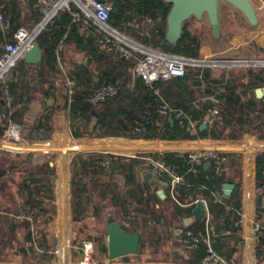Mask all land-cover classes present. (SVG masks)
<instances>
[{"label":"trees","instance_id":"trees-1","mask_svg":"<svg viewBox=\"0 0 264 264\" xmlns=\"http://www.w3.org/2000/svg\"><path fill=\"white\" fill-rule=\"evenodd\" d=\"M103 1L111 6L107 21L110 28L141 45L160 50L166 37V17L171 8L169 3L163 0ZM145 19H149L150 24ZM133 21L139 24L138 31L127 25ZM191 21L199 25L203 20L197 21L191 17L183 23L180 38L173 45L170 54L197 60L201 55L202 40L190 30ZM13 34L8 37L9 41ZM97 37L95 27L75 25L70 14L63 11L35 39L42 57L34 66L32 81L40 86L47 84L48 90L59 86L61 91L67 90L66 81L73 83L70 102L66 94L61 104V110L69 114L72 138H116L78 142L75 143L78 149L86 150L93 146L96 150H106L113 148L109 143L115 142L118 153L129 154L152 151L155 143L120 138L146 141H221L236 140L243 133H253L258 117L256 115L258 112L263 113L264 108L262 101L256 99L253 92L254 88L264 85V68L241 70L236 74L233 84L217 89L214 94L217 104L204 101L197 106L200 101V95L197 94L198 68L188 66L183 77L157 81L149 89L133 75L136 60H121L111 54L99 53L95 48ZM212 40L219 46L225 42L222 35L218 38L213 36ZM69 45H73L78 54H83V61L63 70L59 62L61 50ZM29 68L32 66L22 58L11 69L8 79L0 81V108L5 118L15 123L21 119L27 103V98L22 97V94H15V88L22 86L21 77L30 74ZM116 80L121 81L117 96L98 106L85 101L84 96L96 89L101 82ZM206 94L211 95L208 92ZM161 102L182 110L185 115L180 118L175 115H171V118L160 115L156 109ZM148 103L151 104L149 115H142ZM209 109L214 110L215 117L200 130L205 116L210 115ZM51 113L39 118L38 125L32 127V133H40L44 139L49 137L51 128L47 125ZM170 119L173 120L172 124ZM136 122H144V126L137 130ZM258 139L264 140V135H259ZM216 146L225 149V143H216ZM76 147L72 148L76 150ZM31 156L16 155L10 158L8 153L0 151V263L43 264L54 259L51 236L56 205L51 179L55 177V170L49 165L50 157L46 158L50 160L45 159L42 164H36L32 162ZM228 156L229 162L222 167L220 174H216L212 164L205 168L206 162L190 167L186 164L187 154L182 152H151L134 158L98 151L77 153L72 158L70 177L74 235L72 246L79 249L81 241L89 239L96 243L97 251L104 256L107 251L103 242L104 226L106 220L112 218L127 233L139 235L140 255L150 247L154 249L155 259L159 261L202 264L208 253L205 243L201 241L195 248L188 249L183 239L186 230L192 231L195 237L204 238L205 219L194 221L187 228L182 220L184 216L187 218L191 215L194 202L203 199L208 206V230L212 249L230 264L231 257L237 252L236 248L231 247L222 251L227 239L222 231L230 227L233 232L230 238L233 237L239 244L241 238L237 234L236 225L241 210V182L240 155L229 153ZM146 158L161 163L165 169H171L182 176V183L173 191L175 200L169 194L170 175L162 169H159L158 176L164 183L162 188L166 190L164 199H161L155 188L150 190L147 185L138 182L136 169L147 162ZM228 171H232L236 178H227ZM116 174L122 177V182L114 178ZM227 182L234 184L233 194L218 201L216 194ZM255 187L256 219L264 222L261 214L264 210V150L255 156ZM94 199L96 203H93ZM172 222L176 224L180 242L174 241L171 233L163 231ZM169 245L180 248L184 254L177 251L170 253L167 248ZM262 248L264 237L257 242L258 258L261 257ZM159 254H165L166 257H160Z\"/></svg>","mask_w":264,"mask_h":264},{"label":"crops","instance_id":"crops-1","mask_svg":"<svg viewBox=\"0 0 264 264\" xmlns=\"http://www.w3.org/2000/svg\"><path fill=\"white\" fill-rule=\"evenodd\" d=\"M252 5L256 11L257 17V25L252 27L246 18L234 9L229 4L224 3L223 9L219 8L218 18H219V27H220V35L225 36L227 41L225 42L226 46L216 49L212 55H209L212 60H206L203 68L198 69V85H197V94L200 95V101L197 103V106L201 105L204 101H210L214 104L218 103L215 95L217 89L221 86H225L227 84H233L236 80V74L238 70L231 68L233 63L227 64V59H231V56H236L235 61L240 63L245 60L250 61H264V0H250ZM0 5L2 7V12L4 14V20L0 22V54L3 50L5 43L9 41L8 37L15 32L17 28H32L40 18L38 10L36 8L35 0H0ZM38 19V21H37ZM204 19V18H203ZM202 19V20H203ZM237 23L239 26H236ZM244 24V26H241ZM94 27V26H91ZM247 27L248 30L241 36L237 37V29ZM237 28V29H236ZM244 29V28H243ZM246 29V28H245ZM87 32L85 35L87 36ZM128 38V37H127ZM129 40H133L128 38ZM203 57L208 56L206 53L202 52ZM201 56V55H200ZM208 56V57H209ZM24 59V57H23ZM223 59V60H222ZM240 60V61H239ZM242 60V61H241ZM83 61V54H78L74 49L73 45H69L64 47L61 50V58L59 59L60 65L62 69L66 70L72 67L76 62ZM236 63V64H237ZM27 64V63H26ZM32 66L29 68V75L22 76L21 85L18 89L15 88L16 95L22 94V97L27 98L26 110L22 113L21 119L18 123L12 122L9 119L5 118L3 110L0 108V151L8 153L10 158H13L16 155L25 156L27 154H31L32 162L36 164H42L46 158L49 156L41 153V145L44 142L53 143V147L62 148V153L59 155L57 153L54 156V159L51 160L49 165L55 170V177H52L51 182L54 187V196H55V205H56V214L52 221V248L54 259L50 263L43 264H80L81 262V252L78 247H73L71 240L73 235V222H72V212H71V204H70V177H71V164L72 158L77 153H80V149L74 150L72 147L75 146V143L84 142L87 143L91 141L90 139H74L70 135L69 130V114L65 111L61 110V104L63 103V99L67 94V90H60L59 86H55L54 90H48V85L44 84L40 86L38 83L32 81V75L35 73V67L37 64H28ZM238 67V66H235ZM247 69L254 68L260 69L264 68L262 66L249 67L245 66ZM240 68V67H239ZM206 72L208 74H206ZM36 84V85H35ZM264 88V85L261 87L254 88V96L256 99L261 100V104L264 105V94L258 97L256 95V89ZM206 92L211 95H207ZM213 93V95H212ZM202 96V97H201ZM69 98V97H68ZM70 102V98L68 99ZM259 107V106H258ZM259 110V109H258ZM52 112V113H51ZM46 113L50 114V121H48V127L51 128V132L49 133V137L44 139L37 133L38 135L32 133L33 126L38 125L39 118ZM256 121L254 123L255 129L253 133H243L238 139L230 140V141H217L211 139H203V140H183V141H146L143 139H135L127 141H144L153 144V148L156 152H184L187 151L190 146L189 144H224L225 149L231 151H237L240 155V182H241V210L240 216L244 218V223L240 228H238L237 234L244 240V245L242 246L239 242L237 243L236 239L231 236V228L227 227L226 230L222 231V235L226 239V242L223 243L225 246L222 251H225L226 248H236V254L231 257L230 264H264V248L260 250L261 257H257V243L253 239V232L251 230L253 220L256 219V187H255V156L258 152L264 150V140L258 139L259 135H264V108L263 113L258 112L256 115ZM210 118V115H206L204 118L203 124L206 125L207 120ZM10 124L19 126V137L18 139L12 141L8 140L4 137V134ZM31 138V139H29ZM110 140L116 138H95L94 140ZM124 139L125 138H120ZM247 140L251 144L250 153L238 151L241 148V144ZM185 142V143H184ZM160 143V144H159ZM246 143V142H245ZM109 146L113 148H109L106 150H96L93 146H90L89 149L86 148L85 151H100V152H108L110 154H117L116 144L115 142L109 143ZM155 145V147H154ZM86 146V145H84ZM159 147H162L160 149ZM259 147V148H258ZM157 148V149H155ZM159 148V149H158ZM210 148V147H208ZM192 150V149H189ZM195 150V149H193ZM56 151V149H55ZM77 151V152H76ZM68 152H71L68 154ZM116 152V153H115ZM149 152V151H148ZM151 153V152H150ZM237 154V153H236ZM129 158H134L133 155H121ZM69 157V158H68ZM144 165H140L136 169V176L138 182L140 184L147 185L150 190L155 188L159 193L161 199L165 198L166 190L163 187V182L159 180V169H156L148 160ZM52 164V165H51ZM149 164L151 166H149ZM209 163H205V168H209ZM156 170L155 173L153 171ZM151 172L152 176L148 179L145 178V174ZM227 178L235 179L236 175L232 174V171H228L226 174ZM118 182H122V177L118 174L114 177ZM238 181V179H237ZM228 183V182H227ZM234 185V184H233ZM234 188L231 192L233 194ZM169 193V191H168ZM170 194V193H169ZM66 198L64 200L63 198ZM230 195V196H231ZM220 196V198H219ZM229 196V197H230ZM223 196V188L221 186L220 192L216 194V199L218 201H223L225 198H229ZM202 200L208 210L207 202ZM65 201V202H64ZM264 201V197H263ZM61 202H64V206H61ZM93 203H96L95 199ZM90 203V205H93ZM91 207V206H90ZM230 207V206H229ZM262 216H264V210L261 212ZM106 218L108 217V212H106ZM191 216V215H190ZM189 216V217H190ZM183 218H186L185 216ZM188 218V217H187ZM204 219V218H203ZM258 220V219H256ZM183 222V220H182ZM194 223L191 222L190 225ZM106 224V223H105ZM189 225V226H190ZM176 224L172 222L171 225H168L167 229L164 228L163 231H167L174 236V241L180 242L179 236L176 234ZM185 227V226H184ZM237 227V225H236ZM186 228V227H185ZM235 228V225H234ZM187 231V230H186ZM185 231V232H186ZM95 240V239H94ZM240 240V241H241ZM103 242L106 244V233L104 226V234H103ZM170 244V243H169ZM236 246V247H235ZM170 247V248H169ZM167 247L169 252H178L179 254L182 252L180 248H172L171 245ZM107 250V247H106ZM100 257L99 261L102 262H111L112 260L108 259V253L106 251L105 255L102 256L99 251L97 252ZM96 253L93 255L95 258ZM92 256V257H93ZM171 256V255H170ZM93 257V258H94ZM134 257V256H133ZM155 257V255H154ZM161 257H166V255H162ZM205 258V257H204ZM169 259V258H168ZM119 260L117 264H174L170 260L162 261L160 259L157 260L153 258V260H146L143 255H135V259L129 258V262ZM0 264H18L17 262H2ZM38 264V263H33Z\"/></svg>","mask_w":264,"mask_h":264},{"label":"built area","instance_id":"built-area-1","mask_svg":"<svg viewBox=\"0 0 264 264\" xmlns=\"http://www.w3.org/2000/svg\"><path fill=\"white\" fill-rule=\"evenodd\" d=\"M36 8L40 15L39 21L32 28L20 27L12 35L11 40L5 43L3 50L0 54V81L5 82L8 79L11 69L14 68L16 63L22 59L25 54L35 44V39L38 34L49 25L52 20L60 13L67 12L72 17V23L83 28L94 26L97 31V40L95 48L99 53L111 54L114 57L121 60L135 59V65L133 69V75L139 78L144 85L151 89L152 85L157 81H168L172 78L183 77L188 66L196 67L198 69L203 68L207 63L199 60L186 59L184 57L175 56L172 54L163 53L161 50H155L150 46L141 45L134 40H129L125 35L120 34L116 30L110 28L107 24L111 6L100 0H35ZM4 20V14L0 5V22ZM147 24H150L149 19H145ZM134 28L136 31L139 29L137 21H133L127 24ZM146 36L147 33H145ZM204 61V60H202ZM206 61V60H205ZM244 66L264 67V61H242ZM73 83L66 81L67 94L71 97V87ZM121 89V81L116 80L114 82H101L98 87L91 92H88L84 99L87 103L98 106L106 100L117 96ZM151 110V104L148 103L145 106V110L142 113L145 116L149 115ZM156 111L165 117L171 118V115H175L177 118L183 117L185 114L180 109H174L170 107L166 102H161ZM208 113L210 118L208 123L213 121L215 112L213 109H209ZM144 126V122H136V129H140ZM191 127V126H190ZM19 126L10 124L6 130L4 137L8 140H16L19 135ZM227 141V140H223ZM230 141V140H228ZM244 143L241 144V148L238 151L250 153L251 144L244 139ZM259 148V147H258ZM41 153L49 155L54 147L51 142H44L41 147ZM108 153V152H105ZM182 153L187 154L186 164L190 167L200 166L203 163L212 164V168L216 174H220L222 167L229 162V153H237V151H231L224 148H206L187 150ZM133 156H135L133 154ZM136 157V156H135ZM150 161L156 169H162L170 175V195L173 196V191L177 185L182 183V176L177 175L171 169H165L163 164ZM264 190V187H263ZM197 201V200H196ZM195 201V202H196ZM194 202V204H195ZM205 236L204 238L195 237L192 231L187 230L184 235L183 243L188 249L195 248L201 241H203L207 247V255L203 259L202 264H227L222 257H220L213 249L210 241V234L208 230V210L206 207L205 215ZM244 223V218L239 217L237 227L240 228ZM251 230L253 232V239L257 243L260 238L264 237V222L261 220H253ZM240 244L244 245V240L240 241ZM81 252L80 264H100L94 261L92 256L94 253V242L92 240H83L79 245Z\"/></svg>","mask_w":264,"mask_h":264},{"label":"water","instance_id":"water-1","mask_svg":"<svg viewBox=\"0 0 264 264\" xmlns=\"http://www.w3.org/2000/svg\"><path fill=\"white\" fill-rule=\"evenodd\" d=\"M104 2L103 0H100ZM171 5L170 11L166 17V33L165 41L160 45L163 53L169 54L173 45L180 38L182 25L189 18L194 17L197 21L206 18L215 38L220 35L219 29V8L220 3H226L240 12L254 27L257 25V17L254 6L250 0H163ZM42 53L37 44L25 54L24 61L27 64H38L41 61ZM242 65V64H241ZM264 94V88L256 89L258 97ZM170 123L173 120L170 119ZM206 127L205 124L200 126V130ZM52 165V164H51ZM156 170L153 171L155 173ZM152 176L149 172L145 174L148 179ZM53 181V179H52ZM223 196L229 197L234 188L233 184L224 183L222 185ZM220 198V196H219ZM206 205L202 200H197L191 211V216L183 219V224L187 228L191 222L199 221L205 218ZM106 247L109 260L121 259L129 262L131 256L138 255L140 237L137 233H127L124 231L117 221L108 218L105 224Z\"/></svg>","mask_w":264,"mask_h":264},{"label":"rangeland","instance_id":"rangeland-1","mask_svg":"<svg viewBox=\"0 0 264 264\" xmlns=\"http://www.w3.org/2000/svg\"><path fill=\"white\" fill-rule=\"evenodd\" d=\"M220 6H221V8L223 9V7L225 6L224 5V3L223 2H221L220 3ZM235 25L236 26H239L237 23H235ZM241 26H244V24H242V25H240V27ZM190 30L192 31V32H194L196 35H198L199 37H200V39L202 40L201 41V43H202V47H201V56H200V58L199 59H197V60H199V61H201V62H205V60H212L211 59V57L209 56V55H212L214 52H215V50L216 49H219V48H221V47H225L226 46V44H225V42L227 41L226 39V37L224 36V38H225V42H223V44H221L222 46H219V45H215L214 43H213V40H212V38H213V36H212V32H211V30H210V26H209V24H208V21H207V19L206 18H204L203 19V21H202V23L201 24H199V25H197L194 21H191L190 22ZM244 28V29H243ZM243 28H236L237 29V33H238V35H237V37H241V36H244V34L246 33V31L248 30V28L247 27H243ZM246 28V29H245ZM202 52H204V53H206L208 56H205V57H203V55H202ZM232 58L231 59H227V60H224V61H227V64L228 63H233V66H231V68H233V70L234 69H236V70H238V72H240L241 70H247V68L244 66V64H242L241 65V63H237V62H235V61H238V60H236V59H234L236 56H231ZM202 60H204V61H202ZM223 60V59H222ZM240 61V60H239ZM242 61V60H241ZM246 61V60H245ZM237 63V64H236ZM204 65H206V64H204ZM228 65H230V64H228ZM235 66H238V67H235ZM240 67V68H239ZM95 138H92V139H90V140H94ZM125 140H127V139H125ZM55 149H56V151H55ZM55 149H53V151L49 154V155H47V156H49L50 157V159L52 160V159H54V156H56L57 155V153H59V155L62 153V148H55ZM64 151V150H63ZM80 151H82V152H93V151H85V150H80ZM77 152V151H76ZM98 152H100V151H98ZM150 152H156L155 150H152V151H139V152H136V153H134V155L135 156H137V155H139V154H144V153H150ZM71 152H68V154H70ZM116 153V152H115ZM53 154H54V156H53ZM72 154V153H71ZM117 154H120V155H133V154H123V153H117ZM69 158V157H68ZM50 159H46V160H50ZM64 200H66V198H64ZM83 240H89V239H83ZM82 240V241H83ZM153 248H146L145 250H144V254H143V257H145V258H150V259H153V258H155L154 257V254H153ZM97 245H96V243H94V253H93V255L96 253L97 254ZM139 254V253H138ZM161 254V253H160ZM158 255V256H162V255ZM96 257L97 258H93V260L94 261H97V262H99L100 264H117L118 263V261L119 260H112L111 262H107V263H105V262H100L99 260V256H98V254L96 255ZM132 260L133 259H135V256L133 257V256H131L130 257Z\"/></svg>","mask_w":264,"mask_h":264},{"label":"bare ground","instance_id":"bare-ground-1","mask_svg":"<svg viewBox=\"0 0 264 264\" xmlns=\"http://www.w3.org/2000/svg\"><path fill=\"white\" fill-rule=\"evenodd\" d=\"M74 147H76V145L74 146ZM208 147H210V148H218L217 146H216V144H205V143H201V144H192L191 146H190V148L189 149H206V148H208ZM77 148V147H76ZM78 149V148H77ZM129 154H134V152L133 153H129ZM63 198H65L64 197V195H63ZM65 202V201H64ZM64 202H61V206H64Z\"/></svg>","mask_w":264,"mask_h":264}]
</instances>
